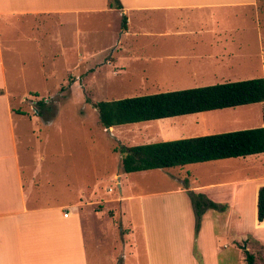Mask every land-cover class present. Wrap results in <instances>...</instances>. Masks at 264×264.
Returning <instances> with one entry per match:
<instances>
[{
  "label": "crops",
  "instance_id": "0c3cea01",
  "mask_svg": "<svg viewBox=\"0 0 264 264\" xmlns=\"http://www.w3.org/2000/svg\"><path fill=\"white\" fill-rule=\"evenodd\" d=\"M120 2L122 8L110 7L108 0H0V264H94L102 254L103 230L92 216L102 211L107 200L94 197L84 202L83 198L78 201L54 196L46 200L37 188L35 175L26 180L17 129L25 117L41 119V115L32 106L34 112L14 106L16 96L8 84L4 50L32 53L33 58L36 53L41 65L44 52L73 55L101 36L106 51L116 50L117 55L130 52L134 59L149 61L143 70L146 76L155 66L203 84L243 78L236 67L231 75L225 71L231 67L225 61L237 59L239 50L229 47L228 39L223 42L231 30L222 28L219 19L222 11L231 6H253L257 11L259 0ZM123 16L127 17L126 27ZM123 58L118 70L125 67ZM113 59L112 55L107 62L113 63ZM93 67L89 66L87 73ZM18 100L23 103L27 99L23 96ZM255 104L263 111L262 103L242 106L250 108ZM255 123L245 126H262L263 119ZM249 157L255 158L263 170L250 178L118 196L121 208H125L123 216L127 212L131 215L128 232L132 233L133 227L140 231L137 237L141 238L148 264H235L233 255L245 260L243 247L248 248V244L241 243L247 240L250 230L243 222V212L249 207L251 193L257 206L259 189L264 185V153ZM215 188L225 190L210 192L212 196L207 197L226 205V209H206L197 231L198 217L188 191ZM133 198L140 199L139 226H133L134 206L125 204ZM88 204L98 207L90 218V214L81 212ZM137 249L132 248L134 258H138Z\"/></svg>",
  "mask_w": 264,
  "mask_h": 264
},
{
  "label": "rangeland",
  "instance_id": "374dc122",
  "mask_svg": "<svg viewBox=\"0 0 264 264\" xmlns=\"http://www.w3.org/2000/svg\"><path fill=\"white\" fill-rule=\"evenodd\" d=\"M221 14L220 26L231 30L227 32L228 37H223V42L228 39L229 47L239 50L237 59L230 57L227 59H231L230 62L225 61L231 65L225 69L226 73L231 75L236 67L243 77L239 80L264 77V0H259L257 11L253 6L240 5L227 7ZM1 27L4 41L3 25ZM240 45L243 46L241 50ZM105 46L101 36L94 37L87 49L83 46L81 51L73 55L42 53L44 58L41 65L36 53L33 58L32 53L3 51L8 84L16 96L12 101L14 106L21 105L28 112L38 108L43 113L41 119L25 117L19 123L20 154L26 180L29 181L35 175L37 188L41 194L44 193V199L53 196L56 199L75 198L78 201L83 198L84 202L94 197L107 199L98 214L95 213L97 205H84L81 211L82 214H90L89 218L95 213L92 219L103 230L100 233L103 239L102 254L93 261L94 264H148L141 238L137 237L140 231L133 227L132 233L128 232L131 215L127 212L123 216L125 208H121L118 196L187 188L189 184L195 187L242 180L263 170L255 158L241 156L179 167L125 172L119 146L248 128L262 120V109L258 104L250 108L237 106L127 123L112 126L108 130L100 122L98 109L94 106L97 101L220 82L196 83L192 82V78L184 77V74L160 70L155 66L146 76L143 70L149 66V61L134 59L130 52H121L120 55H117L116 50L113 53V49L108 52ZM112 55L115 57L113 63L107 62ZM121 56H124L125 67L118 70V65H123ZM92 65L93 70L87 73ZM23 96L27 100L20 103L18 99L21 100ZM42 99L43 107L38 104ZM247 117H250L249 121ZM250 161L254 164L251 165ZM242 186L241 183L239 187ZM222 189L225 190L215 188L201 192L210 197V192ZM251 196H248L249 207L243 212V222L250 233L246 234L247 240L241 244L244 246L247 243L257 263L264 264V223L258 221L257 206ZM169 197L172 200L173 195ZM188 197L191 198L189 191ZM139 203L138 198L125 202L126 205L134 206L133 226L142 224ZM133 239H136L135 242ZM133 247H138V258L132 256ZM231 260L235 264L246 262L237 255H233Z\"/></svg>",
  "mask_w": 264,
  "mask_h": 264
},
{
  "label": "trees",
  "instance_id": "16d2710c",
  "mask_svg": "<svg viewBox=\"0 0 264 264\" xmlns=\"http://www.w3.org/2000/svg\"><path fill=\"white\" fill-rule=\"evenodd\" d=\"M110 7L122 8L120 0H108ZM127 17L123 16L126 27ZM38 95V93H33ZM252 103L264 104V77L222 82L187 89L172 90L141 96L94 103L98 109L103 127L135 123ZM44 106V100L38 101ZM17 112L24 113L19 109ZM38 114L43 113L39 109ZM263 125L221 133L189 136L173 140L155 141L133 146L120 145L121 162L125 172H137L159 168L179 167L188 164L208 162L234 157L264 153V107ZM198 221L208 208L225 210L226 205L209 199L203 193L190 190ZM258 221L264 223V185L258 194ZM246 264H258L256 256L243 247Z\"/></svg>",
  "mask_w": 264,
  "mask_h": 264
},
{
  "label": "built area",
  "instance_id": "2783aa9c",
  "mask_svg": "<svg viewBox=\"0 0 264 264\" xmlns=\"http://www.w3.org/2000/svg\"><path fill=\"white\" fill-rule=\"evenodd\" d=\"M110 190L112 191V188H111ZM68 214H69V212L67 211V212L65 213V215L68 216Z\"/></svg>",
  "mask_w": 264,
  "mask_h": 264
},
{
  "label": "water",
  "instance_id": "95a60500",
  "mask_svg": "<svg viewBox=\"0 0 264 264\" xmlns=\"http://www.w3.org/2000/svg\"><path fill=\"white\" fill-rule=\"evenodd\" d=\"M107 129H108V130H111V127H108Z\"/></svg>",
  "mask_w": 264,
  "mask_h": 264
}]
</instances>
